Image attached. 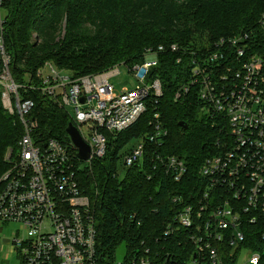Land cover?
Returning a JSON list of instances; mask_svg holds the SVG:
<instances>
[{
	"label": "trees",
	"instance_id": "trees-1",
	"mask_svg": "<svg viewBox=\"0 0 264 264\" xmlns=\"http://www.w3.org/2000/svg\"><path fill=\"white\" fill-rule=\"evenodd\" d=\"M263 14L264 0L3 2L2 36L10 74L19 85V96L33 102L26 115L37 119V132L44 138L70 144L65 128L73 122L64 107L39 90L42 81L36 71L45 61L69 70L75 79L120 64H142L146 53L155 54L156 64L149 68L146 81L158 80L161 94L151 91L145 111L127 128L116 134L100 129L106 136L105 154L89 167L81 164L76 172L80 190L89 198L101 264H113L121 243L125 257L149 248L151 264H188L192 258L190 230L180 228L176 215L184 205L204 198L210 179L199 173L200 167L222 154L229 139L227 121L203 106L193 71L219 50L214 45L221 38L239 35V45L246 41V33L249 42H260L249 52L264 51L258 25ZM222 47L228 49L229 43ZM229 61L230 57H217L204 67L213 76L223 72ZM184 86L187 92L182 91ZM177 92L181 93L175 98ZM156 113L167 133L150 141ZM22 133L18 115L4 110L0 93V175L9 167L6 152L14 153ZM133 137L143 140L145 151L140 160L125 167L123 158L135 146L122 150ZM159 156H175L183 162L178 180ZM76 162L82 163L77 158Z\"/></svg>",
	"mask_w": 264,
	"mask_h": 264
},
{
	"label": "built area",
	"instance_id": "built-area-1",
	"mask_svg": "<svg viewBox=\"0 0 264 264\" xmlns=\"http://www.w3.org/2000/svg\"><path fill=\"white\" fill-rule=\"evenodd\" d=\"M4 1L0 0L1 101L8 114L18 115L23 133L14 153L7 151L9 167L0 175V229L9 222L24 229L21 237L6 243L20 264H101L89 198L81 192L76 172L81 164L89 167L93 159L105 154L106 136L100 129L116 134L127 128L145 111L148 94H161L158 80L146 81L156 60L129 67L137 84L119 93L108 82V77L118 72L116 66L75 79L50 65L48 73L43 67L38 69L39 90L65 109L74 107L72 124L90 147L89 159L82 161L71 142L44 138L37 132V119L26 115L33 102L19 96V85L10 75L2 36ZM258 25L264 38V14ZM243 38L246 41L240 46L239 35L221 38L214 45L219 50L193 71L198 77L192 81L199 87L203 106L227 121L229 139L223 143L222 154L206 159L200 167L199 173L210 179L204 198L184 205L176 215L180 228L190 230L189 240L194 245L188 264H235L244 252L248 253L246 264H264V51L249 52L260 42H249L246 33ZM227 42L229 48H221ZM217 57H230V61L223 72L212 76L204 66ZM182 91L187 92L188 87ZM158 118L154 114L150 141L167 133ZM144 151L141 139L124 156L123 165L140 160ZM158 158L167 162L178 180L184 172L183 162L175 156ZM149 252L145 248L122 261L114 258L113 264H151Z\"/></svg>",
	"mask_w": 264,
	"mask_h": 264
},
{
	"label": "rangeland",
	"instance_id": "rangeland-1",
	"mask_svg": "<svg viewBox=\"0 0 264 264\" xmlns=\"http://www.w3.org/2000/svg\"><path fill=\"white\" fill-rule=\"evenodd\" d=\"M205 41L206 40L204 39V42ZM153 54L154 53H146L144 55V61L156 60V57ZM48 65L52 66L57 71L62 72V74L71 75V72L69 70L56 66L50 60L45 61L42 64V66H40V67L44 68L45 73H48L50 71V68ZM116 67L118 69V72H116V73H114L108 77V82L110 85L113 86L114 92L119 93L120 91H122L125 88H127V89L135 88V86L137 84V80L133 76V73L130 71V68L124 64H120ZM38 69H37L36 73H38ZM27 75H28V73H26V76ZM39 79L41 80V78H39ZM160 89H161V85H160ZM66 109L69 112V114H71V115L74 114V107L73 106H67ZM140 141H141L140 138L133 137L127 143V145L123 148L122 151L126 150V152H127V150L136 146L137 143H139ZM23 234H24V229L17 222H9V223L1 226V229H0V264H20V261L16 258V253L10 252L9 246L6 243L14 237H21ZM125 253H126L125 244L124 243L119 244L115 250L116 261H122L125 257ZM247 257H248V253H245V252L242 253L240 256H238L235 264H246Z\"/></svg>",
	"mask_w": 264,
	"mask_h": 264
},
{
	"label": "water",
	"instance_id": "water-1",
	"mask_svg": "<svg viewBox=\"0 0 264 264\" xmlns=\"http://www.w3.org/2000/svg\"><path fill=\"white\" fill-rule=\"evenodd\" d=\"M80 100L84 101V97L82 96ZM179 124L182 125V122H180ZM65 132L67 133L73 148L77 152V157L82 161L89 159L90 147L83 140L78 129L72 123H69L65 128Z\"/></svg>",
	"mask_w": 264,
	"mask_h": 264
}]
</instances>
